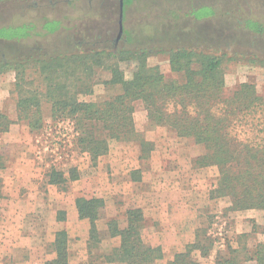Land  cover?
Wrapping results in <instances>:
<instances>
[{"label": "rangeland", "instance_id": "obj_1", "mask_svg": "<svg viewBox=\"0 0 264 264\" xmlns=\"http://www.w3.org/2000/svg\"><path fill=\"white\" fill-rule=\"evenodd\" d=\"M117 18L118 0H0V112L13 121L0 133V264H45L55 257L50 244L61 227L69 235L70 263L88 264L90 255L118 245L119 240H108L105 221L116 217L124 225L125 211L132 207L140 208L145 220L142 239L162 250L153 264H168L194 242L207 245L205 254L190 252L195 264H213L228 247L250 248L264 241V209L235 210L228 197L211 195L218 169L191 162L202 154V146L149 126L140 100L133 103L132 117L150 145L142 152L136 141H112L96 163L77 148L72 120H52L47 104L39 127L30 129L17 119L14 62L29 64L35 57L91 47L110 49ZM123 29L113 48L143 54L167 79L180 76L170 71L162 50L198 48L228 54L222 64L227 92L251 82L264 96V0H126ZM95 35L100 36L96 41ZM135 64H121L125 78ZM99 75L98 82L108 77L107 72ZM33 77L27 71L26 78ZM118 90L97 84L92 94L80 98L96 100ZM51 168L64 172L63 184L48 183ZM73 168L78 177L69 179ZM137 171L143 179L129 180ZM77 196L105 201L96 221L100 242L89 253V223L71 213ZM59 210L66 219L56 222Z\"/></svg>", "mask_w": 264, "mask_h": 264}, {"label": "trees", "instance_id": "obj_2", "mask_svg": "<svg viewBox=\"0 0 264 264\" xmlns=\"http://www.w3.org/2000/svg\"><path fill=\"white\" fill-rule=\"evenodd\" d=\"M260 30L258 27L257 31ZM99 37L95 35L94 40ZM162 51L167 53L170 71L180 78L167 79L158 65L147 64L143 54L124 49L91 47L35 57L29 64L15 61L12 92L16 95V117L30 129L37 128L47 104L52 120H72L77 148L95 163L112 141H136L142 152L150 145L141 138L132 117L133 103L140 100L149 126L164 127L175 136L202 146V154L191 162L195 167L218 169L211 195L228 197L235 210L264 209V96L251 82H241L229 92L225 90L222 64L226 53L192 47ZM131 60H136V64L130 78H125L121 64ZM29 70L34 74L32 79L26 78ZM100 72H107L108 77L98 82L95 78ZM97 84L119 90L96 100L80 98L92 94ZM12 122L6 113L0 112V133L8 131ZM63 174L51 168L46 173L48 183L63 184ZM68 174L69 179L78 177L74 168ZM74 204L78 218L89 223V253L100 242L96 221L104 202L96 196H77ZM143 221L141 209L133 207L125 211L122 227L115 217L109 218L105 222L107 233L110 238L118 237V245L90 255L93 260L88 264H153L162 258L160 247L142 239ZM67 241L65 229L55 232L50 244L55 257L45 264H68ZM195 249L205 254L207 245L194 242L186 251L177 252L168 264H195L190 256ZM249 260L264 264V241L250 248L228 247L218 253L213 264H245Z\"/></svg>", "mask_w": 264, "mask_h": 264}, {"label": "crops", "instance_id": "obj_3", "mask_svg": "<svg viewBox=\"0 0 264 264\" xmlns=\"http://www.w3.org/2000/svg\"><path fill=\"white\" fill-rule=\"evenodd\" d=\"M54 30V29H53ZM84 96H88V95H84ZM82 97V96H81ZM10 117V116H9ZM107 153V152H106ZM105 153V154H106ZM105 154H103V155H105ZM103 155H101V156H103ZM101 156H99V157H101ZM98 157V158H99ZM98 158H97V160H98ZM96 160V161H97ZM96 163V162H95ZM135 169H139V168H137V167H135ZM130 174V173H129ZM132 176V178L131 179H129V180H132L133 182H139L140 180H142L143 179V177H142V175L140 174V172L139 171H137V174L134 176V174H131ZM100 198H102V197H100ZM103 199V198H102ZM104 205H105V201H104ZM74 207H75V204H74ZM104 207L105 206H103V209H104ZM76 209V208H75ZM102 209V210H103ZM60 212V213H59ZM69 213H70V211H69ZM71 213L73 214V216L74 217H76V218H78V215H77V211H75L74 210V208L72 209V207H71ZM56 222H61V221H64L65 219H66V215H65V211L64 210H59V211H57L56 212ZM60 218V219H59ZM116 218V217H115ZM78 219H80V218H78ZM117 219V218H116ZM80 220H86V219H80ZM118 220V219H117ZM106 222V221H105ZM143 222H145V220L143 221ZM118 223H119V225H120V222H119V220H118ZM121 227L123 226V225H120ZM59 229H63L62 227L61 228H59ZM65 229V228H64ZM171 229L172 228H169V230L171 231ZM58 230V229H57ZM66 230V229H65ZM66 232H67V230H66ZM104 232H106V234H108L107 233V229H106V225H105V228H104ZM67 235H68V232H67ZM108 240H119L118 239V237H113V238H109ZM84 242H86V239H85V241ZM119 242V241H118ZM68 243H69V235H68V241H67V251H68V264H71L70 263V261H69V247H68ZM150 245H152V244H150ZM153 246V245H152ZM110 248V247H109ZM54 254V253H53ZM54 256H55V254H54ZM168 262H169V260H168ZM124 264V263H121V262H109V263H106V264Z\"/></svg>", "mask_w": 264, "mask_h": 264}, {"label": "water", "instance_id": "obj_4", "mask_svg": "<svg viewBox=\"0 0 264 264\" xmlns=\"http://www.w3.org/2000/svg\"><path fill=\"white\" fill-rule=\"evenodd\" d=\"M123 2H124V0H119L118 18H117V32L115 35V42H117L123 34Z\"/></svg>", "mask_w": 264, "mask_h": 264}, {"label": "flooded vegetation", "instance_id": "obj_5", "mask_svg": "<svg viewBox=\"0 0 264 264\" xmlns=\"http://www.w3.org/2000/svg\"><path fill=\"white\" fill-rule=\"evenodd\" d=\"M52 21H55V20H52ZM120 39L117 42H115V37H114V39L112 40V47L111 48H112L113 51L117 50V49H114L113 46H115V44H117L120 41Z\"/></svg>", "mask_w": 264, "mask_h": 264}]
</instances>
